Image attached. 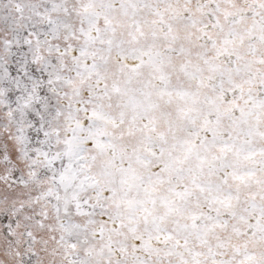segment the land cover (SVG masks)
Wrapping results in <instances>:
<instances>
[{
  "label": "snow or ice",
  "instance_id": "6c2138e0",
  "mask_svg": "<svg viewBox=\"0 0 264 264\" xmlns=\"http://www.w3.org/2000/svg\"><path fill=\"white\" fill-rule=\"evenodd\" d=\"M0 264H264V0H0Z\"/></svg>",
  "mask_w": 264,
  "mask_h": 264
}]
</instances>
